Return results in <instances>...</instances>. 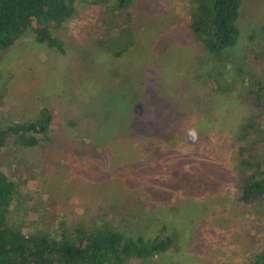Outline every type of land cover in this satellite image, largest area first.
Instances as JSON below:
<instances>
[{"label": "rangeland", "instance_id": "374dc122", "mask_svg": "<svg viewBox=\"0 0 264 264\" xmlns=\"http://www.w3.org/2000/svg\"><path fill=\"white\" fill-rule=\"evenodd\" d=\"M191 3L130 0L125 27L119 26L122 16L116 4L77 1L76 16L53 30L63 51L37 43L27 31L0 52V128L31 120L40 106H47L58 137L79 139L90 132L95 143L113 139L107 149L115 152L108 162L93 164L91 159L99 154L89 142H83L79 155L55 141L36 149L10 143L0 151V170L21 186L8 210L9 221L23 222L28 231L40 226L46 233L58 221L74 228L80 216L89 218L95 211L89 195L102 191L105 178L116 181L106 190L125 185L124 177L117 176L123 164L117 150L132 155L138 149L132 157L143 156L134 138L118 145V138L127 141L114 134L125 122L123 116L141 114L146 128L153 126L154 117L174 122L175 116V127L162 134H170L169 142L190 134L189 145L164 148L154 157V168L137 176L135 185H125L124 198L117 191L110 199L120 214L118 229L147 238L176 237L166 252L133 264L252 263L253 254L264 246V196L250 204L237 200L228 159L234 158L239 124L256 115L250 83L264 82V0H242L237 43L223 52L220 63L191 38ZM121 27L125 32L118 31ZM125 38L132 42H121L127 46L121 56L113 55L110 45L100 46L104 39L113 44ZM83 114L94 122L79 120ZM100 165L115 170L102 173ZM131 189L143 196L135 201ZM174 189L183 198L176 204L175 217L168 202H162ZM48 198L55 201L56 210L39 208L45 215L41 222L32 203L45 205ZM94 199L103 200V193Z\"/></svg>", "mask_w": 264, "mask_h": 264}, {"label": "trees", "instance_id": "16d2710c", "mask_svg": "<svg viewBox=\"0 0 264 264\" xmlns=\"http://www.w3.org/2000/svg\"><path fill=\"white\" fill-rule=\"evenodd\" d=\"M77 1L100 4L112 2L117 5V11L122 16L119 26L126 27L130 20L129 12L126 11L130 0H0V52L10 48L16 37L27 31L32 32L37 43L47 44L49 47H56L59 51H63L60 41L53 35V30L76 16ZM191 1L188 18L191 38L207 56L220 63L223 60V52L237 43L239 29L236 22L240 15L242 0ZM105 16L106 14H104ZM103 21L106 22V20ZM261 27L264 31V21ZM121 29L122 27L118 29L120 33L125 32L124 28ZM129 35L127 34L126 37ZM127 40L129 44L132 42L130 38H125L111 44L109 43L110 39L109 41L104 39L100 41V46L102 44L103 48H107L110 45L108 49H112L113 55L121 56L127 47L125 44L121 45V42ZM249 87L253 94L252 104L256 115L254 119H246L239 124L234 140V158L228 159L229 180L238 190L237 200L244 204L253 203L264 196V101L262 100L264 82L251 81ZM172 97L174 96L172 95ZM82 116L83 118H79V120L85 119L94 122L91 115L85 114L84 116L83 114ZM140 117L141 114L134 112L131 117L123 116L125 122L114 130L116 136L118 133L122 139L127 140L120 142L118 138L119 146L134 138L136 145L142 146V151L144 150L143 153H140L143 156L139 157L138 155L136 158L132 156L136 151H139L138 149L132 151V155H128L127 152L120 154L117 150L118 161L123 163L121 168L116 169L119 171L117 176L118 178L124 177V184H130V186L135 185L137 176L140 177L145 170L155 167L156 158L154 159V157H157L160 151L166 147L174 146L177 150L186 148V145H189L186 142L187 138L192 139L189 134L185 139L174 138L176 137L174 136L173 142H169L170 134H162L164 131L170 132V129L175 127L177 124L175 116L172 117L174 122L165 120V117L160 120L154 117L153 126L148 128L142 125L143 116ZM53 120L54 115L50 108L40 106L35 118L0 128V151L7 149L10 143L15 147L36 149L49 143L53 144L55 141V144L68 146L73 150V154L79 155L81 146L84 145L83 142H89L94 151L99 154L98 156L94 155L91 159L93 164L95 162L104 164L115 157V152L107 149L113 139L95 143L90 132L79 139H70L66 135L58 137L53 129ZM128 122L129 124H127ZM93 128L99 130L96 125ZM217 165L221 166V164ZM99 170L102 173H108L115 169L113 167L105 169V166L100 165ZM114 178L113 176L105 178V186H101L102 191H98L95 195V192H92L91 196L89 195V201L94 205L96 211L91 212L89 218L80 216V223L69 229L65 227V222L58 221L57 224H53L51 231L46 233L40 226L28 231L26 227L28 225L23 222L17 224L7 219L8 210L14 203L15 191L21 186V183L17 181V178H10L0 170V264H133L139 261H149L156 255L166 252L175 243L176 237L159 234L153 238H147L143 234L134 236L130 230L123 231L117 228L120 214L114 210V204L110 202V199L117 196V191L124 198L128 187L119 185L106 190V187H111V184L116 182L113 180ZM223 179L226 180V177L223 176ZM131 191V197H135V201L143 196L142 193L139 196L140 193L135 195L132 189ZM102 193L104 199L97 200L101 198ZM93 198L97 201H93ZM48 199L49 203L45 205H42V202L38 200L37 203H32V208L41 222H44L45 215L39 213V208H48L52 212L56 210L52 208L55 201L51 198ZM181 199L183 200L180 190L178 192L177 189H174L172 194L167 193V196L164 197L163 206L168 202V209L175 217L176 204ZM95 202L99 204H95ZM85 209L88 211L87 207ZM142 214L143 208L140 212V215ZM32 221H34L33 217ZM163 229H167L165 224L162 225ZM262 248L259 252H254L251 264H264V246Z\"/></svg>", "mask_w": 264, "mask_h": 264}]
</instances>
